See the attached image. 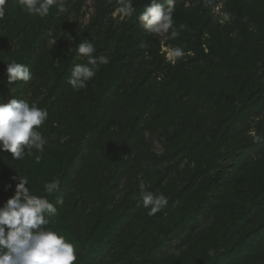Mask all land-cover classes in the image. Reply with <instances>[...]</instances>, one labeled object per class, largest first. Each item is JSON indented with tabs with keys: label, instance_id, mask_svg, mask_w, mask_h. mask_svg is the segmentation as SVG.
Listing matches in <instances>:
<instances>
[{
	"label": "trees",
	"instance_id": "obj_1",
	"mask_svg": "<svg viewBox=\"0 0 264 264\" xmlns=\"http://www.w3.org/2000/svg\"><path fill=\"white\" fill-rule=\"evenodd\" d=\"M85 1L58 0L65 11L43 18L17 0L4 6L0 103L24 99L49 115L42 152L0 153V206L12 177L36 195L59 180L46 227L75 245V264H264V0H172L174 39L138 21L153 0H131L127 15L119 0H92L82 24ZM83 41L110 62L75 91ZM175 47L185 56L172 64L162 48ZM11 60L33 78L7 84ZM141 184L168 197L154 216L134 198Z\"/></svg>",
	"mask_w": 264,
	"mask_h": 264
},
{
	"label": "clouds",
	"instance_id": "obj_2",
	"mask_svg": "<svg viewBox=\"0 0 264 264\" xmlns=\"http://www.w3.org/2000/svg\"><path fill=\"white\" fill-rule=\"evenodd\" d=\"M7 0H0V19L4 17V6ZM122 5L117 9L119 13L127 15L131 0H119ZM167 11L163 5L153 3L147 6L138 16V21L144 30L149 33L165 35L167 39H174L179 31L173 29V12L170 7L172 0H165ZM18 6L30 16L40 18L49 14L50 8L56 6L58 12H64L63 3L58 0H17ZM228 13L223 14L221 23L228 21ZM183 29L184 25H180ZM172 31L169 34V30ZM73 38L69 36V40ZM56 40H53V44ZM78 56L83 57L86 63L76 64L67 83L75 91L87 87V83L99 71L100 65L110 62L108 56H95L96 47L93 42L80 43L74 50ZM194 55V53H187ZM185 56L183 49L170 48L167 59L175 64ZM4 76L7 84L13 82L30 81L32 73L30 68L15 60L3 63ZM0 83H3L0 81ZM48 111L39 108L35 103L24 99L13 98L7 103H0V153L11 154L12 160H21L26 155H33V149L42 152L46 139L39 130L48 118ZM249 134L259 142L261 136L250 130ZM39 163L40 157H35ZM14 194L0 206V264H75L77 260L75 245L68 242L63 235L47 228L49 217L57 214V207L50 202L49 196L59 192V180L53 179L43 185L44 195H36L28 187L27 178L18 176ZM11 185H6L5 190ZM135 199L147 210L149 216L160 212L167 204L168 197L162 192L147 191L143 184ZM57 204H62V199L57 198Z\"/></svg>",
	"mask_w": 264,
	"mask_h": 264
},
{
	"label": "rangeland",
	"instance_id": "obj_3",
	"mask_svg": "<svg viewBox=\"0 0 264 264\" xmlns=\"http://www.w3.org/2000/svg\"><path fill=\"white\" fill-rule=\"evenodd\" d=\"M92 4H93L92 0H86L85 1V6L83 8V10L85 11V16L81 20V23L82 24L86 23L89 20L91 14H92V8H91L92 7ZM217 11H218V9L216 8L215 9V12H217ZM114 17H117V14L116 13L114 14ZM120 19H122V17ZM168 50H169L168 48H162V51H164L166 53L165 54L166 59H167V51ZM177 246L178 245L174 244L171 247L167 248L166 251L167 252H170V253L171 252H175Z\"/></svg>",
	"mask_w": 264,
	"mask_h": 264
}]
</instances>
